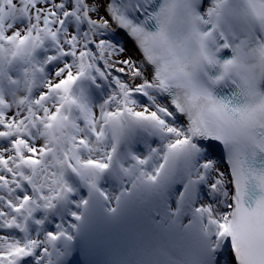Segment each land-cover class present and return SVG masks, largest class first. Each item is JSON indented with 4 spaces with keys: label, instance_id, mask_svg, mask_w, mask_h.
<instances>
[{
    "label": "snow or ice",
    "instance_id": "snow-or-ice-1",
    "mask_svg": "<svg viewBox=\"0 0 264 264\" xmlns=\"http://www.w3.org/2000/svg\"><path fill=\"white\" fill-rule=\"evenodd\" d=\"M264 264V0H0V264Z\"/></svg>",
    "mask_w": 264,
    "mask_h": 264
}]
</instances>
